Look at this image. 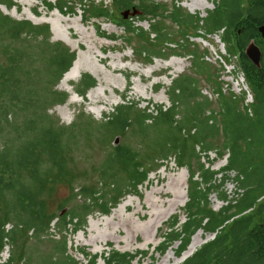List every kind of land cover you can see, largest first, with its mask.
Here are the masks:
<instances>
[{
	"label": "trees",
	"instance_id": "trees-1",
	"mask_svg": "<svg viewBox=\"0 0 264 264\" xmlns=\"http://www.w3.org/2000/svg\"><path fill=\"white\" fill-rule=\"evenodd\" d=\"M37 1L53 9L48 0ZM78 2L82 13H88L85 21L106 18L123 29L128 34L123 42H135L136 54L146 55L148 63L173 44L181 48L184 43L183 54L172 52L164 59L189 57L194 77L182 74L171 80L166 92L170 106L166 109L136 110V105L128 102L116 106L111 118L100 124L102 130L109 137L127 133L138 140L139 147H112L99 166L98 182L75 185L69 168L73 160L70 147L79 137L91 138L95 123L81 114L79 120L86 122L75 130V125L61 126L48 114L53 106L66 100V95L53 88L72 66L75 53L61 43H51L47 25L15 21L0 12V251L3 238L8 235L13 247L9 264H20L22 259V264H75L66 255L65 235L60 241L44 239L50 224L56 220L61 231L66 233L69 226L77 232L90 215L108 216L123 196H138L149 173L163 166L171 155L179 169L187 170L188 202L185 222L178 226L174 217L162 232L160 252L177 243L176 254L180 255L190 238L203 230L214 235L212 240L182 264H264V33L260 31L264 29V0H216L214 9L203 19L176 3L169 9L146 0H111L110 11L105 5L97 8L93 2L88 6L83 0ZM6 4L10 0H0V5ZM57 9L64 11L66 6L62 3ZM122 11L140 14L137 22L149 23V32L123 22L122 14L113 17L114 12ZM157 19L173 22L180 32V41L169 39L167 27ZM199 31L204 37L219 32L228 55L236 58L252 104L245 106L243 97L221 92L217 73H210L211 66L189 42L190 38L201 37ZM95 32L100 38L111 40L100 34L98 27ZM251 42L261 53L259 67L244 53ZM132 52L135 53L133 49ZM41 58L47 61L44 71ZM202 72L217 88L213 105L217 110L210 108L212 102L201 94L196 75L201 76ZM94 86L91 76L81 77L80 96ZM187 127L192 129L181 139V131ZM196 145L204 152L215 151L220 158L228 151L226 166L216 172L206 168L196 153ZM230 172L236 173L242 194L237 200L228 201L221 192L219 200L227 205L214 212L207 199ZM223 173L222 179L216 178ZM61 184H66L71 193L66 202L77 198L82 201L70 212L57 215L61 203L55 211L51 206ZM6 224L11 226L7 234L3 229ZM44 243L56 250V257L38 253L39 245ZM81 255L87 263L94 264L95 257ZM135 258L111 251L103 255L102 261L130 264Z\"/></svg>",
	"mask_w": 264,
	"mask_h": 264
},
{
	"label": "rangeland",
	"instance_id": "rangeland-1",
	"mask_svg": "<svg viewBox=\"0 0 264 264\" xmlns=\"http://www.w3.org/2000/svg\"><path fill=\"white\" fill-rule=\"evenodd\" d=\"M22 1L24 0H10V4L0 5V12L15 21H26L34 26L47 25L51 43H61L71 52L75 53V59H77L76 57H83L86 60L81 73L74 80L69 81L68 86L61 83L64 75L54 86L53 90L66 95V100L61 105L53 106L48 111V114L53 121L61 126L70 127L75 125V130L86 122L85 119L79 120L81 114L94 121L95 124L92 126L91 138L82 139L79 137L73 141V145L70 147L72 149L70 154L73 160L69 165L71 180L75 185H94L99 180V166L112 147L116 145H127L130 149H137L139 147L138 140L130 137L127 133L109 137L105 133V130H102L100 124L107 122L111 118L116 106L126 102L135 104L136 110L149 108L150 111H154L157 107L168 108L170 102L166 92L170 88L171 80L182 74H190L194 77L190 70L191 63L189 57H167L166 60L164 59L165 56H169L172 52L183 54L185 52V45L182 43L180 48V46L173 44L170 46L172 50L165 49L162 52L163 54L157 55L159 58H154L151 63H148L146 55L138 56L136 54L138 46L135 42H132L130 45L123 42L125 39H128V34L123 29L116 27L115 24L106 18L85 21L88 13L87 11L84 14L82 13L78 0H48L53 9H49L45 4L37 0H28V5H24ZM83 1L86 6L91 5L90 2H93L94 7L99 8L105 5L110 11L112 10L111 0ZM146 1L165 5L169 9L176 3L187 13L203 19L207 16L208 12L214 9V2L216 0ZM62 3H64L66 9L59 13L57 7L61 6ZM135 3L137 4V2ZM1 8L7 13H4ZM8 11L12 15H9ZM119 14L124 16L123 22L133 24V27L138 28L143 33L149 32V23L137 22L138 19L136 18L140 14L122 11L119 13L114 12L113 17ZM41 19L43 21H39ZM156 22H163V25L167 27L166 31L169 33V39L174 41L180 39V32H178V28L173 22L168 19H157ZM66 25L71 28L69 33H67L69 40L62 33L61 36L63 38L57 35L56 28L63 31ZM97 27L100 34L117 41L113 42L99 38L95 32ZM198 33L201 37L190 38L189 42L195 45L198 54L203 56L204 61L211 66L210 73L212 75L217 73V82L220 83L221 92L224 95H239L235 94V89L232 88L231 84L239 75L236 72L237 68L235 66H237V61L235 56L230 57L228 55L224 48L225 46L220 41L219 32L206 35L205 37L202 35V32L199 31ZM76 41H79L78 46L75 44ZM100 47H104V50L101 51ZM132 49L135 53L132 52ZM40 60L43 67L42 71H44L47 61L43 58ZM35 67L36 69H40L36 65ZM114 67L117 68V71L113 73L112 68ZM91 68L100 70L101 73H94L90 70ZM203 73H201V76L196 75L200 81L201 94L212 102L210 108L212 107L217 110V106H213L217 100V88L214 86L215 84L210 83L206 79L207 77L203 76ZM84 75L91 76L95 81V86L89 89L83 96H80L81 89L79 88V83L81 77ZM103 81L107 82L104 83ZM97 89L100 90V97L97 102H93L87 96ZM176 119H180V116H176ZM189 129L192 128L187 127L182 129L181 139L189 135ZM214 154L213 152L212 155ZM200 162L214 172L219 171L225 166L224 157L220 158L217 154H215L212 160L204 159L202 162L200 159ZM222 175L224 173L218 174L216 178L222 179ZM235 178L236 173H228L227 179L221 187L213 189L214 193L208 197V206L214 212L227 205L224 201L219 200L221 192L228 198V201L237 200L242 194V190L238 188L239 183ZM172 180H179L180 186H172ZM163 189H167L169 194L160 197L158 192ZM188 189L187 170L185 168L179 169L171 155L163 166L149 173L146 182L139 187L138 196H123L119 204L110 211L108 216L94 213L87 218L85 226L80 231L74 232L72 230L73 227L68 226L66 233L57 227L56 220H54L50 224L47 236L44 239L60 241L62 236L65 235L67 240L66 255L75 264H89L81 253L95 257L94 264H103V255L111 251L135 255L136 258L130 264H150L152 261L155 264H182L186 258L191 257L195 251L206 242L212 240L214 236L210 233H204L203 230L197 231L195 234L200 237L203 243L185 259L182 258V255L186 250L180 255L176 254L178 250L177 243H173L166 250L160 252L162 249V245H159L161 242L160 237L164 229L173 222L174 217L178 219V226L185 222ZM174 193L178 194V196ZM70 195L71 193L66 184L57 186L55 192L56 198L51 206V210L55 211L58 204L61 203L57 215H64L70 212L76 204L81 203L82 200L78 198L75 201L72 199L66 202ZM183 196L185 198L182 199V205L180 204L178 208L172 205L173 202L177 203L180 201ZM128 199L131 200V205L124 209L120 208ZM152 212L158 216L151 217L150 214ZM157 221L162 222L158 225L156 224ZM147 223H149V226L146 227ZM29 235H31V232H29ZM6 236L9 240L8 235ZM193 236L190 238L188 246L195 237ZM9 245L11 247V255L13 247L10 242ZM38 250V253L42 256L48 254L57 256L56 250L48 243L39 245ZM166 256H168V259L165 258ZM24 261L22 259L20 264Z\"/></svg>",
	"mask_w": 264,
	"mask_h": 264
},
{
	"label": "bare ground",
	"instance_id": "bare-ground-1",
	"mask_svg": "<svg viewBox=\"0 0 264 264\" xmlns=\"http://www.w3.org/2000/svg\"><path fill=\"white\" fill-rule=\"evenodd\" d=\"M28 0H24V1H22V3L24 4V5H28ZM3 11H4V9L3 8H1ZM6 11H4V13H5ZM9 12V11H8ZM7 13V12H6ZM59 13H61V12H59ZM9 15H12V13L11 12H9L8 13ZM34 21H36V20H34ZM39 21H43V19H41V20H39ZM57 29V35H58V37H62L63 38V36H61V33L67 38L68 37V34L67 33H69V31H70V27H68L67 25H66V27L64 28V32L63 31H61V30H59L58 28H56ZM66 38H65V40H66ZM68 40H69V38H67ZM66 42H67V40H66ZM75 44H76V46H78L79 45V41L77 42H75ZM75 46V45H74ZM100 50L102 51V50H104V47H100ZM77 59H75L74 61H73V65L69 68V70L64 74V77L62 78V80H61V83L62 84H64V85H67L68 86V83H69V81L71 82V80H74L75 78H76V76L77 75H79L80 73H81V71L83 70L82 68H83V64H84V62L86 61L83 57H76ZM104 61V60H103ZM103 61H101V63H103ZM113 69V73L115 72V71H117V68L116 67H114V68H112ZM91 71H93L94 73L96 72V73H101L100 72V70H95V69H93V68H91L90 69ZM104 83H106L107 81H103ZM102 82V83H103ZM96 89V88H95ZM94 89V90H95ZM93 90V91H94ZM99 97H100V90H96V91H94V92H92V93H90L88 96H87V98L89 99V100H91V101H93V102H97L98 100H99ZM171 185L172 186H177V187H179L180 186V182H179V180H172L171 181ZM154 193V192H153ZM158 194H159V196L160 197H162V196H165V195H168L169 194V192H168V190L167 189H163V190H161V191H159L158 192ZM176 196H178V194H176V193H174ZM177 198V197H176ZM180 198V197H179ZM183 198H185V196H183V197H181V199H180V201H178L177 203H174L173 202V204L172 205H174V206H176V208H178L179 207V205L181 204L182 205V199ZM153 204H154V202H153ZM129 205H131V200L130 199H128L127 201H125L123 204H122V206L120 207V208H122V209H124V208H127V206H129ZM121 210V209H120ZM113 214V213H112ZM150 216L151 217H153V216H158L156 213H151L150 214ZM162 221H157L156 222V224H158V225H160V223H161ZM147 226H149V223H147L146 224V227ZM117 231H118V229H117ZM155 231H156V228H155ZM118 233V232H117ZM138 233V232H137ZM196 235V234H195ZM194 235V236H195ZM193 236V237H194ZM150 241V240H149ZM148 241V242H149ZM203 242L201 241V239H200V237L198 236V235H196L194 238H193V240H192V242L190 243V245L189 246H187L188 248L186 249V251L183 253V255H182V258L183 259H185L187 256H189L193 251H195L196 250V248L200 245V244H202ZM166 259H168V256H166L165 257Z\"/></svg>",
	"mask_w": 264,
	"mask_h": 264
},
{
	"label": "built area",
	"instance_id": "built-area-1",
	"mask_svg": "<svg viewBox=\"0 0 264 264\" xmlns=\"http://www.w3.org/2000/svg\"><path fill=\"white\" fill-rule=\"evenodd\" d=\"M231 84H232V88L235 89V94H241V93L245 94V96H246L245 103L246 104H250L252 102L251 95L249 93V90H248L245 82H244L242 73H239L238 78H236L234 80V82H231ZM196 149H197L196 151L198 152L202 162L204 161V159L205 160H209V159L212 160L213 157L215 156V154L212 155L213 152H202L198 146L196 147ZM207 156H209V157H207ZM227 157H228V152H226L224 155L225 164H226ZM10 229H11V226L9 224H6L4 226V233H8L10 231ZM10 248L11 247L9 245V240L6 236L3 238V247L0 251V264H9V262H10Z\"/></svg>",
	"mask_w": 264,
	"mask_h": 264
},
{
	"label": "water",
	"instance_id": "water-1",
	"mask_svg": "<svg viewBox=\"0 0 264 264\" xmlns=\"http://www.w3.org/2000/svg\"><path fill=\"white\" fill-rule=\"evenodd\" d=\"M260 31L264 33V29H260ZM244 53L256 67H259L261 53L259 48L253 42L247 46Z\"/></svg>",
	"mask_w": 264,
	"mask_h": 264
},
{
	"label": "clouds",
	"instance_id": "clouds-1",
	"mask_svg": "<svg viewBox=\"0 0 264 264\" xmlns=\"http://www.w3.org/2000/svg\"><path fill=\"white\" fill-rule=\"evenodd\" d=\"M202 151V150H201ZM202 152H204V151H202ZM205 152H209V151H205Z\"/></svg>",
	"mask_w": 264,
	"mask_h": 264
}]
</instances>
